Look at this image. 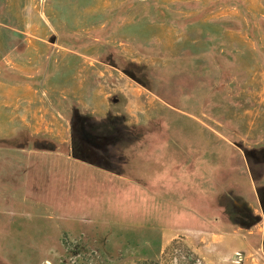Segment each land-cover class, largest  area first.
Masks as SVG:
<instances>
[{
  "label": "rangeland",
  "instance_id": "1",
  "mask_svg": "<svg viewBox=\"0 0 264 264\" xmlns=\"http://www.w3.org/2000/svg\"><path fill=\"white\" fill-rule=\"evenodd\" d=\"M144 260L264 264V0H0V264Z\"/></svg>",
  "mask_w": 264,
  "mask_h": 264
},
{
  "label": "trees",
  "instance_id": "2",
  "mask_svg": "<svg viewBox=\"0 0 264 264\" xmlns=\"http://www.w3.org/2000/svg\"><path fill=\"white\" fill-rule=\"evenodd\" d=\"M175 242H177L176 240H174ZM82 250V249H81ZM78 251H80V249L77 247V249L75 248V249H71L70 250V253H73V254H71L72 256H74V257H76L77 258V261H78V255H79V253H78ZM81 255V254H80ZM83 255V254H82ZM84 259V258H83ZM80 260H82V259H80ZM99 262H97V261H93V263L92 264H98ZM156 263V262H155ZM81 264V263H80ZM82 264H85V262H83ZM100 264V263H99ZM140 264H148V262H147V260H144V261H142Z\"/></svg>",
  "mask_w": 264,
  "mask_h": 264
}]
</instances>
